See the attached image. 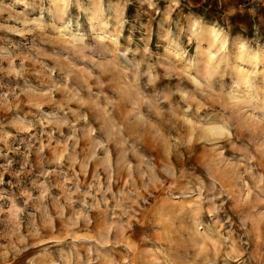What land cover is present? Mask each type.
I'll return each instance as SVG.
<instances>
[{
    "label": "rangeland",
    "instance_id": "374dc122",
    "mask_svg": "<svg viewBox=\"0 0 264 264\" xmlns=\"http://www.w3.org/2000/svg\"><path fill=\"white\" fill-rule=\"evenodd\" d=\"M62 1L0 0V264H264V0Z\"/></svg>",
    "mask_w": 264,
    "mask_h": 264
},
{
    "label": "bare ground",
    "instance_id": "6f19581e",
    "mask_svg": "<svg viewBox=\"0 0 264 264\" xmlns=\"http://www.w3.org/2000/svg\"><path fill=\"white\" fill-rule=\"evenodd\" d=\"M62 1V0H61ZM63 2V1H62ZM104 26L101 27L100 29L98 30H95L96 28L93 27L94 31H95V36L98 38V39H105V38H108L110 40H114L115 43H117V38L116 37H113L111 36V34H109L107 31H106V27H107V23L103 22ZM59 29V28H58ZM60 33H63V34H67V31L69 33V35L72 37V38H81V37H78V36H81L79 33H75L73 31L70 30V28H68V26H63V27H60ZM64 31V32H63ZM221 34H220V30L217 29L213 24H206L204 28H202L201 30V33H200V37L202 38H207L208 40H210V42H218L220 41V38H221ZM222 39V38H221ZM226 40L224 39V42L222 41V44L220 45V49H225V46H226ZM240 46H242L243 48H246V43L244 41H240L238 42ZM210 46H208V48H206V55L209 56L210 58L214 56V53L213 51H211L209 49ZM177 56L179 55L177 53V51L174 52ZM262 54V53H261ZM260 56V55H259ZM189 65H191V62L188 61ZM237 68V67H236ZM237 75H239L242 79V81L244 80V77L248 72H246L243 68H237ZM238 76V77H239ZM264 77V76H262ZM230 96L232 98H239V96L235 93H230ZM209 130L211 131H223L225 128L224 126L220 125V124H212L208 127Z\"/></svg>",
    "mask_w": 264,
    "mask_h": 264
}]
</instances>
